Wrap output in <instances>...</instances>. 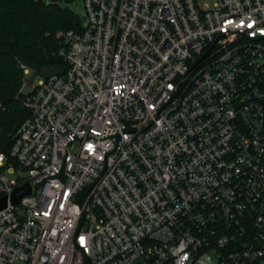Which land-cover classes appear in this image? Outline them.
I'll return each instance as SVG.
<instances>
[{"label": "built area", "instance_id": "obj_1", "mask_svg": "<svg viewBox=\"0 0 264 264\" xmlns=\"http://www.w3.org/2000/svg\"><path fill=\"white\" fill-rule=\"evenodd\" d=\"M85 6L0 147V264H264V0Z\"/></svg>", "mask_w": 264, "mask_h": 264}, {"label": "trees", "instance_id": "obj_2", "mask_svg": "<svg viewBox=\"0 0 264 264\" xmlns=\"http://www.w3.org/2000/svg\"><path fill=\"white\" fill-rule=\"evenodd\" d=\"M79 16L57 0H0V147L9 152L13 135L29 113L18 94L20 61L44 77L59 70V30L83 31ZM50 70L44 73V70Z\"/></svg>", "mask_w": 264, "mask_h": 264}, {"label": "rangeland", "instance_id": "obj_3", "mask_svg": "<svg viewBox=\"0 0 264 264\" xmlns=\"http://www.w3.org/2000/svg\"><path fill=\"white\" fill-rule=\"evenodd\" d=\"M202 1L204 4H207L209 6H213L215 3V0H202ZM57 2L61 7L73 10L79 16L83 26L87 24L88 14L85 6V0H57ZM49 72H50L49 69L44 70V73L46 74ZM43 78H44L43 75L36 74V71L32 68H30L29 72L24 71V79L27 80V84L25 85L24 91L28 92L29 90H31ZM210 255L214 260H216L215 252H210Z\"/></svg>", "mask_w": 264, "mask_h": 264}, {"label": "water", "instance_id": "obj_4", "mask_svg": "<svg viewBox=\"0 0 264 264\" xmlns=\"http://www.w3.org/2000/svg\"><path fill=\"white\" fill-rule=\"evenodd\" d=\"M31 191H30V189L29 190H27L25 193H30ZM21 197V195H18V196H15L14 198H13V201L15 202V203H17L18 201H19V198ZM7 205V199L6 198H3V199H1L0 200V209L1 208H3V207H5Z\"/></svg>", "mask_w": 264, "mask_h": 264}]
</instances>
